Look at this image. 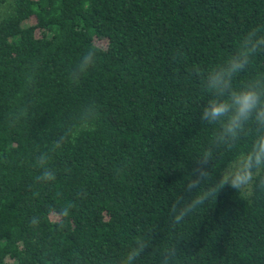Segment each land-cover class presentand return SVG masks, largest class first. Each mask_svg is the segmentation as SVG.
Wrapping results in <instances>:
<instances>
[{
	"label": "trees",
	"instance_id": "16d2710c",
	"mask_svg": "<svg viewBox=\"0 0 264 264\" xmlns=\"http://www.w3.org/2000/svg\"><path fill=\"white\" fill-rule=\"evenodd\" d=\"M0 264H264V191L225 187L216 203L174 225L171 207L217 125L200 119V76L249 30L264 0H0ZM30 21L29 24H26ZM96 66L69 79L81 56ZM264 72V53L236 83ZM95 104L91 130L51 155L53 182L36 157L70 117ZM24 110L18 123L8 113ZM254 131L221 150L212 175L251 147ZM204 167L211 170L212 165ZM203 187V186H202ZM70 206L65 214V207Z\"/></svg>",
	"mask_w": 264,
	"mask_h": 264
},
{
	"label": "clouds",
	"instance_id": "9594fccd",
	"mask_svg": "<svg viewBox=\"0 0 264 264\" xmlns=\"http://www.w3.org/2000/svg\"><path fill=\"white\" fill-rule=\"evenodd\" d=\"M98 49L90 46L81 56L78 64L69 73L73 83L96 66ZM258 53H264V27H256L243 35L233 53L221 63L210 67L206 72L194 68L199 74L201 89L209 98L200 112V119L218 128L212 136L210 146L205 148L197 159L201 167L190 172L184 192L190 198H177L171 207L174 225H179L190 215L201 210L206 204L216 203L218 194L226 186L238 195L247 196L258 185L264 191V72L236 83V78L254 61ZM26 113L24 110L8 113V122L15 125ZM97 107L95 104L84 106L70 117L64 133L55 140L48 151L36 157V165L42 169L39 181L53 182L55 172L49 167L51 155L61 150L66 143L75 142L77 136L95 126ZM254 131L251 147L235 160L226 163L213 176L212 170L221 150L233 149L243 138ZM212 165L211 170L204 167ZM203 186V187H202ZM70 206L65 207V214ZM149 241L138 239L121 264H135L136 260L148 249ZM180 253L177 244L164 248L162 264H174Z\"/></svg>",
	"mask_w": 264,
	"mask_h": 264
},
{
	"label": "rangeland",
	"instance_id": "374dc122",
	"mask_svg": "<svg viewBox=\"0 0 264 264\" xmlns=\"http://www.w3.org/2000/svg\"><path fill=\"white\" fill-rule=\"evenodd\" d=\"M0 9L2 10V9H4V7L3 6H0ZM30 23V21H27L26 22V24H29Z\"/></svg>",
	"mask_w": 264,
	"mask_h": 264
}]
</instances>
